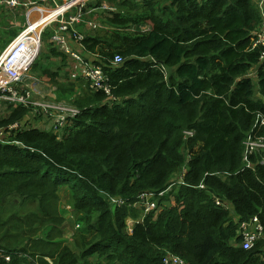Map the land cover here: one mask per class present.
I'll return each mask as SVG.
<instances>
[{
	"label": "trees",
	"instance_id": "16d2710c",
	"mask_svg": "<svg viewBox=\"0 0 264 264\" xmlns=\"http://www.w3.org/2000/svg\"><path fill=\"white\" fill-rule=\"evenodd\" d=\"M257 1L86 3L75 25L81 53L101 67L109 94L71 81L47 42L52 30L42 33L46 62L38 56L30 71L79 114L55 133L35 126L45 115L3 103L0 251L10 261L0 254V264H163L169 254L186 264H264V166L257 156L249 169L242 161L247 136L264 137L254 128L264 118V64L251 43ZM93 20L102 28H89ZM25 26L0 31V51ZM51 58H60L54 70ZM63 186L78 224L66 243ZM253 217L263 235L243 250L239 226Z\"/></svg>",
	"mask_w": 264,
	"mask_h": 264
},
{
	"label": "built area",
	"instance_id": "2783aa9c",
	"mask_svg": "<svg viewBox=\"0 0 264 264\" xmlns=\"http://www.w3.org/2000/svg\"><path fill=\"white\" fill-rule=\"evenodd\" d=\"M43 5L35 2H22L20 0H0V7L4 9L17 10L24 8V18L26 20L25 28L21 29L11 38L9 43L0 51V104L10 103L16 107H33V115L38 113L48 117L56 108L46 102H54V88L48 86V91L42 88L36 90L28 84L27 81L31 79L33 83H37L38 79L29 78L27 76L32 64L35 62L40 53L41 35L44 31L51 29L52 34L49 42L56 48V50L64 55L70 67L69 79L74 81L82 79L89 83V88L93 91L104 92L109 94V88L106 84V75L100 66L91 63L89 59L81 53V40L83 36L76 30L75 25L81 23L80 14L86 3H73L72 0L63 5H56V0H41ZM47 5H45V4ZM67 3H72L67 9L63 10L54 17L44 22L38 27L36 31L31 29V23L41 16L42 10H54L63 7ZM51 4V5H48ZM264 4V0H260V5ZM54 5V7L52 6ZM83 6V7H82ZM71 10H75L74 14H70ZM262 13V11H261ZM86 25L91 28H97L92 21L86 22ZM131 31L135 32L136 28L132 27ZM141 32L149 30L146 26L139 27ZM252 48H260V63L264 64V16H262V23L258 30L254 32L251 38ZM73 46L76 50H73ZM98 57L97 55H95ZM121 56L114 55L112 65L121 64ZM46 86V85H45ZM66 114V115H65ZM79 111L72 105L69 108L62 110L60 115L51 121L48 129H53L55 133L60 132L73 119ZM260 116V115H258ZM18 128L15 123L8 127V130ZM254 128H264V118L258 117L255 121ZM6 136L4 130H0V141ZM243 163L245 168L253 167L250 157L257 156L256 164L264 166V137H257L248 135L243 142ZM199 188H203L201 185ZM219 205V203H216ZM154 208V205L148 204L145 210ZM239 236L242 240V249H251L263 235V227L257 217H253L248 221H242L238 230ZM5 262L10 261V256L2 254ZM163 264H186L177 256L170 255L163 259Z\"/></svg>",
	"mask_w": 264,
	"mask_h": 264
},
{
	"label": "rangeland",
	"instance_id": "374dc122",
	"mask_svg": "<svg viewBox=\"0 0 264 264\" xmlns=\"http://www.w3.org/2000/svg\"><path fill=\"white\" fill-rule=\"evenodd\" d=\"M26 1H28V0H24L23 2H26ZM259 1L260 0H258L257 2H259ZM254 2H256V0H254ZM261 8H262L261 15L264 16V4L262 5ZM261 8H260V10H261ZM19 9L20 8H18V10ZM24 12H25V10H24ZM2 13H3V11L0 12V19H7V20H0V22H1L0 24L5 25L6 31L7 30L8 31L9 30L10 31L16 30L15 27H10V26H14V24L15 25H18V27H20L23 24V22L26 23V20H25L24 17H22V19H19L18 20L19 22H18V21L10 20L8 14H3L2 15ZM15 15H19V14H15ZM92 22H94L96 24L97 28H102V26H103L102 24L99 23V21L93 20ZM9 27H10V29H9ZM3 28L4 27L0 26V31H2V30L5 29V28L4 29ZM47 42H49V41L47 40ZM42 46L43 47L40 48L41 51H40L39 56H40V58H42L41 59L42 62L45 63L46 62L45 56L47 55L46 52L48 51V48H47L46 44H44L43 42H42ZM50 62H51L50 67H51L52 70H54L56 68V66L60 64V58H58V59L51 58ZM62 68H63L62 71H60L61 76H63L64 73H67L68 74L66 67H62ZM37 74L38 73H36V72L29 71L28 74H27V76L29 78L38 79L39 81L37 83H33L34 81H32L31 79H29L27 81V83L28 84H31L32 83L31 86L33 88H35L36 90H39V89L42 88L44 91H48V86H50L51 88H54V99H52V100H54V102L48 101L46 103L53 105L56 108V110H54L53 113H51L50 116L43 117V118L46 119V122H42L41 121V122H39V124H35L36 127L42 128L44 130H49L48 128H44L45 124H49L50 125L51 124V121L52 120H55L60 115V113L62 112V110L70 107L69 102L66 100V99H69V98L66 95L59 96L61 98L57 97V95H56V88H57V86L55 87L52 83L49 82L48 79H40ZM61 76H60V81L62 83L64 80L62 79L63 77H61ZM251 76H252V74H251ZM32 108L33 107H28L26 109H28V110H30V112H32L33 111ZM6 114H7L6 105L5 104H0V117L5 116ZM57 197L59 199V205H58L59 212L61 213V216L65 220V222L63 223V228H62V226L60 227L63 230V233H64L63 238H62V242L63 243H66V242L71 241L72 236H73V233L75 232L76 229H78V224L76 223L77 221H75V219L72 218V209H71V205L72 204L70 202L72 198H71L70 192L68 191V189L66 188V186L60 187L58 189V191H57ZM70 219H72V221H73V224L72 225L69 224L68 222H66L67 220H70ZM131 223H132L131 221H128L127 222V224L129 226H131Z\"/></svg>",
	"mask_w": 264,
	"mask_h": 264
},
{
	"label": "crops",
	"instance_id": "0c3cea01",
	"mask_svg": "<svg viewBox=\"0 0 264 264\" xmlns=\"http://www.w3.org/2000/svg\"><path fill=\"white\" fill-rule=\"evenodd\" d=\"M21 1V0H20ZM93 1H95V0H72V2L75 4V3H78L79 2V4L81 3H88V2H93ZM27 2H35V3H38L39 5H43V3L41 2V0H34V1H31V0H28ZM67 2V0H62V1H58V0H56V5H58V6H60V5H62V4H64V3H66ZM45 4V3H44ZM45 5H47V4H45ZM48 5H51V4H48ZM70 5H72V3H67V4H65L63 7H59V8H57V9H60V8H63L61 11H59V12H57V11H55L57 14H59L60 12H62L63 10H65V9H67ZM86 5V4H85ZM84 5V6H85ZM53 7H54V5H52ZM83 7V6H82ZM84 8V7H83ZM57 9H55V10H57ZM110 9V5L108 4V3H105V2H103L102 3V8H101V11H103V10H109ZM111 10V9H110ZM114 10V9H113ZM1 11H3V13H2V15L3 14H8L9 15V18H10V20H14V21H18L19 19H22V17H24V8H20L19 10L17 9V10H10V9H4V8H2V7H0V12ZM91 12H96V9L95 10H91ZM54 13V12H53ZM55 13V14H56ZM75 13V12H74ZM15 14H19V15H15ZM56 14V15H57ZM70 14H73V10H71V12H70ZM0 20H7V19H0ZM19 22V21H18ZM1 23V22H0ZM0 26H2V27H4L3 29L4 30H6V27H5V25H2V24H0ZM10 27H15L16 28V30H17V28H18V25H15L14 24V26H10ZM10 27H9V29H10ZM15 30V31H16Z\"/></svg>",
	"mask_w": 264,
	"mask_h": 264
},
{
	"label": "bare ground",
	"instance_id": "6f19581e",
	"mask_svg": "<svg viewBox=\"0 0 264 264\" xmlns=\"http://www.w3.org/2000/svg\"><path fill=\"white\" fill-rule=\"evenodd\" d=\"M62 9L63 8H60V9H57V10H55V9L54 10H49V11L42 10V12H41L42 15L41 16H38L37 19L34 20L33 23H31V26H32L31 29H34V31H36L40 25H42L44 22H46L47 20H49L51 17L56 16L57 13L55 11L59 12ZM37 34H38V31H36V35Z\"/></svg>",
	"mask_w": 264,
	"mask_h": 264
},
{
	"label": "water",
	"instance_id": "95a60500",
	"mask_svg": "<svg viewBox=\"0 0 264 264\" xmlns=\"http://www.w3.org/2000/svg\"><path fill=\"white\" fill-rule=\"evenodd\" d=\"M21 148H23L21 145H20Z\"/></svg>",
	"mask_w": 264,
	"mask_h": 264
}]
</instances>
